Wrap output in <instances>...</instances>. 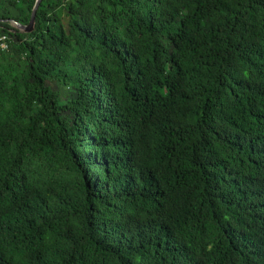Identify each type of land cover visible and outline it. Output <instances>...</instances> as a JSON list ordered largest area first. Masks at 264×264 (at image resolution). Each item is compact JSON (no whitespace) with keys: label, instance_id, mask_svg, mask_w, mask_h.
Listing matches in <instances>:
<instances>
[{"label":"trees","instance_id":"obj_1","mask_svg":"<svg viewBox=\"0 0 264 264\" xmlns=\"http://www.w3.org/2000/svg\"><path fill=\"white\" fill-rule=\"evenodd\" d=\"M0 0V264H264V0Z\"/></svg>","mask_w":264,"mask_h":264},{"label":"water","instance_id":"obj_2","mask_svg":"<svg viewBox=\"0 0 264 264\" xmlns=\"http://www.w3.org/2000/svg\"><path fill=\"white\" fill-rule=\"evenodd\" d=\"M43 0H37L35 8L33 10V14H32V19L31 22L28 26H23L20 23L16 22V21H12V24L14 25L15 28H17L18 30L24 32V33H32L35 30V25H36V14L37 11L40 7V4Z\"/></svg>","mask_w":264,"mask_h":264}]
</instances>
